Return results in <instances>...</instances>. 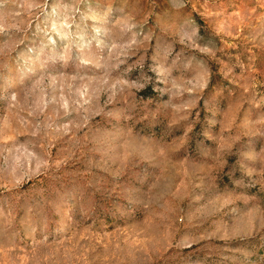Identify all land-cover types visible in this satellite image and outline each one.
<instances>
[{
  "label": "rangeland",
  "instance_id": "374dc122",
  "mask_svg": "<svg viewBox=\"0 0 264 264\" xmlns=\"http://www.w3.org/2000/svg\"><path fill=\"white\" fill-rule=\"evenodd\" d=\"M0 264H264V0H0Z\"/></svg>",
  "mask_w": 264,
  "mask_h": 264
}]
</instances>
